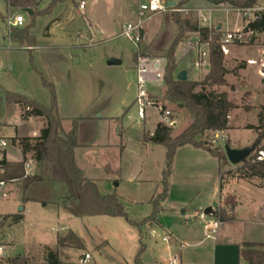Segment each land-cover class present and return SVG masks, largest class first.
Returning <instances> with one entry per match:
<instances>
[{"label":"rangeland","instance_id":"rangeland-1","mask_svg":"<svg viewBox=\"0 0 264 264\" xmlns=\"http://www.w3.org/2000/svg\"><path fill=\"white\" fill-rule=\"evenodd\" d=\"M53 1L30 0V4L19 10L16 6H8L7 0H0V12L5 17V20H0V45L6 30L7 36L9 35V27H6L9 19L7 17L14 18L18 13L25 18V28L32 25L30 34L37 40L34 50L13 42L8 43L5 48L0 47V132L9 127L7 117L17 111L16 105H9L6 102L4 91L21 94L50 106L52 103L50 85L54 87L58 106L60 104L63 113L74 119L89 116L94 109L100 110L95 117L100 115L117 117L118 121L115 123H104L98 119L97 123L80 125L82 128L79 130V138L82 144L97 141L112 153L113 160L110 166L105 170L101 169L100 173L93 174L98 178H104L105 174L116 176L112 177L114 178L112 182L110 180L103 182L99 188L100 193L106 195L107 188H111L114 192L112 194H117L125 206L128 218L135 222L143 221L153 213L152 198L163 190L167 150L162 145L155 146L153 150L145 148L141 144L140 136L145 131L153 130L167 110L177 122V127L173 128V137L186 130L192 120L186 109L163 100L167 90L163 78L155 80L151 75L147 90L153 107L146 109L145 125V121L138 115L140 76L134 54L139 51L147 55L145 58L150 62L159 60L161 63L163 59L159 58V55L171 47L179 32L174 20L176 15L196 21L201 28L209 27L214 32L220 31L221 36L223 31L242 30L246 22V18L240 12L242 8L222 3L225 5L221 7L224 9L222 10L219 6L222 4L215 0L216 6L218 5L221 10L212 11L208 10V6L213 0H189L191 6L200 9L198 12L185 6L188 3L178 6L182 1L178 0L180 2L176 8L181 12L168 11L153 18L146 31L149 33V26L152 25L151 36L136 49L132 42L120 37L121 27L127 20L123 11V3L126 0H86L85 10L79 9V4L83 0H67L56 5ZM263 3V0L259 1V4ZM95 25L105 29L102 37H97ZM217 26H221L223 31L218 30ZM198 40L197 34L187 32L177 47L176 56L179 68L187 67L192 79L201 82L208 74L209 66L196 69L194 63L197 51L189 46ZM230 49L245 54L231 55ZM260 50H264V33H259L250 44L232 45L229 53L224 54L223 66L228 72L226 80L229 84L208 88V91L228 93L229 99L238 108L230 114L228 134L208 133L201 139L207 147L221 148L224 151V146L229 144L232 148L237 146L244 149L251 148L256 141V131L248 127L259 125V113L264 106V79L259 74L263 58L259 55ZM111 59H116L121 64L110 66L108 62ZM254 60L258 64L250 65L249 61ZM165 63V61L161 63L162 75ZM73 118L65 124L66 130L73 129ZM29 131L32 134L33 131L30 129ZM1 138L0 136V140ZM8 142V152L12 158L20 159L21 153L15 149L20 145L13 144L12 140ZM122 142L127 149L120 160L117 152L120 151ZM118 144L117 151L112 146ZM100 153L103 159H107L104 153L109 152ZM218 163L217 159L203 149L192 146L178 149L172 165L168 198L162 203L163 209L158 214L159 226L162 227L157 226L154 229L155 235L152 228L145 227L144 235L141 236L124 218H93L87 220L90 222L87 223L89 231L81 223L77 227L79 235L86 241V250L59 249L58 246L51 250L59 251L62 264H80V260L87 253L92 255L91 264H134L142 241L160 260H169L171 255L169 244L163 242V237L170 233L177 238L189 237L188 229L195 226L198 221L192 217L193 209L209 208L211 206L208 204L211 202L213 206L217 204V201H212L210 197L214 183L220 178L219 168L222 172L226 168L224 164ZM119 164L121 169L118 167L116 171ZM225 164L233 167L230 162ZM50 167L47 165L46 169ZM30 170L31 175L39 171V177L44 181L31 186L29 190L40 193L35 195L36 197L44 199L49 204L53 203L54 199L48 193L55 190V188L50 190L55 184L49 181V173L36 168ZM119 178L124 181L121 187H116ZM6 192L8 197L0 199V214L16 212L23 206L20 182L8 183ZM242 194L243 210L264 205V191H249ZM29 196L34 198L32 194ZM57 203L56 205L61 204L59 201ZM231 204V200L228 199L225 205L230 207ZM50 205L49 209L52 207ZM43 207L42 204L31 205L33 218L30 217L21 227V232L15 237L17 239L15 244L5 252L0 264H7L5 262L9 257L6 255L19 256L25 253L32 254L28 255L29 257L23 256L29 264H46L47 247L38 244L52 246L54 233L53 219L47 215V210ZM218 207L222 208L221 205ZM185 210L187 213H184ZM205 210L203 209V212ZM36 219L39 221L42 219V224L37 223ZM2 221L1 218L0 244L4 246L11 241L14 229L8 220ZM71 250H75L76 253H69Z\"/></svg>","mask_w":264,"mask_h":264},{"label":"trees","instance_id":"trees-1","mask_svg":"<svg viewBox=\"0 0 264 264\" xmlns=\"http://www.w3.org/2000/svg\"><path fill=\"white\" fill-rule=\"evenodd\" d=\"M67 0H54L53 4H62ZM74 1V0H70ZM260 0H219L218 4L227 3L235 8H253L259 4ZM189 0H182L178 6H184ZM11 6L25 8L30 4V0H9ZM0 20L5 17L0 13ZM175 23L178 27V35L171 47L159 55V58L165 60L163 81L166 85L164 101L177 105L181 109H186L191 117V124L186 130L178 136L173 137L174 129L166 126L164 123H158L155 132L152 135L145 136V142L162 145L166 148V168L163 171V190L151 200L153 213L143 221H131L125 206L117 194L103 195L99 191L97 181L85 178L83 171L78 167L75 161V149L78 143V121L73 120V129L66 133L63 129L64 119L59 114L56 93L53 86H49L52 92V103L50 106L31 99L27 96L4 91L6 102L9 105H18L22 110V119L24 121L31 117L42 118L45 126L37 138H14L13 144L17 142L20 145L23 160L20 162H11L6 156L0 161V182L13 183L20 182L23 193V201H28L25 197L26 192L33 185L39 184L44 180L38 175L27 174V164L30 160L38 165H50V182L64 184L68 191V196L72 201L70 210L76 217H95L108 216L113 218H124L132 227L136 228L140 235H144L145 227L153 228L159 226L158 214L162 211V203L168 198L169 180L172 175V165L178 149L185 146H192L197 149H203L216 158L220 164L229 162L225 151L221 148L212 149L206 146L201 139L208 133H219L230 130V114L238 106L229 99L228 93H215L208 91V88L223 87L229 83L226 80L228 72L223 66L224 53L220 49V41L223 38L220 31L210 30L208 27L201 28L196 21L183 19L175 16ZM32 25L26 28H9L7 36L10 42L22 46L33 48L37 45L36 38L30 34ZM246 31L264 33V13L260 14L255 21L249 22L245 26ZM189 33L197 34L200 41L209 45L210 61L209 72L201 82L180 81L177 79L179 60L176 56L178 45L181 43L184 35ZM141 57L147 55L137 51L134 54V61L138 65ZM200 88V90H198ZM254 129L257 133V139L251 148L257 147L264 141V106L259 113V125L248 127ZM229 145V144H227ZM32 155L31 158L28 155ZM240 178H259L264 180V163L254 162L249 157L238 169ZM47 203H43L46 206ZM233 210L227 207L216 208L213 210V217L222 223L233 220ZM1 218V217H0ZM13 218L14 223L21 222L22 218L18 216L2 217V222ZM59 249H76L84 251L86 245L82 238L74 232L69 231L58 237ZM47 264H62L59 251H53L45 248ZM147 252V246L140 241L139 250L134 258V264H146L142 256ZM240 256L247 264H264V243H244L240 246ZM7 264H29L26 257L19 256L8 258ZM161 264V263H155Z\"/></svg>","mask_w":264,"mask_h":264},{"label":"crops","instance_id":"crops-1","mask_svg":"<svg viewBox=\"0 0 264 264\" xmlns=\"http://www.w3.org/2000/svg\"><path fill=\"white\" fill-rule=\"evenodd\" d=\"M84 1L87 4V1L86 0ZM161 1L167 3V5H173V6L177 5L180 2L178 0L177 1L176 0H161ZM7 3H8V6H11L9 3V0H7ZM134 3H135V0H126L123 3L124 16L127 19L125 23L133 19L132 12H133ZM185 6L189 7L190 10L192 11L199 12L200 10L199 8L191 6L189 3ZM219 6L220 8L222 6L225 7V5L223 4ZM215 7L217 8L218 5L216 6L215 0H213L212 3L211 2L209 3L208 10L215 11V10L222 9V8L219 9V7L216 9ZM18 9L21 10V7H18ZM225 10H230V9H225ZM29 13H31V11H29ZM17 15H22V14L18 13ZM7 18L11 19L9 16ZM8 20H7V23H8ZM246 25L247 23L245 22V24L243 25V28H245ZM95 28H96V31L100 30L102 32V36L105 34V29L103 27H100L99 25H95ZM151 29H152V25L149 26V29H148L149 33H147V38L148 36H151L150 34ZM176 29H177V25H176ZM217 29L223 31L221 26H217ZM223 32L226 33L229 31H226V32L223 31ZM8 43H10V41L7 39V30H6V33L2 37L0 47L2 48L7 47ZM29 50H34V48H29ZM238 53L245 54L242 52H238L236 50L232 51V49H230L231 55H237ZM226 59L228 60V57ZM164 61L165 60H161V63ZM187 66H188V62H187ZM181 71H187L188 79L192 81H198V80L192 79L191 73L188 71L187 67L179 68L178 73ZM16 110L17 111L14 112L13 115L9 116L10 118L7 117V120L9 119L7 123L9 127L6 130L4 129L0 132V136L2 137L1 139H4V140L8 139V141L9 140L11 141L14 138L21 139V138L39 137L41 134V131L43 130L45 126L44 119L31 117L28 120L24 121L22 119L21 107L16 105ZM99 111H100L99 109L97 110L94 109L92 112L93 114L91 113L89 116L88 115L81 116L80 118L81 120L78 121L77 132H78L79 146L75 149V161L78 167L83 171L85 178L89 180L97 181L98 187L100 188V186L103 184L104 181L108 182L110 180L112 182L114 181V178L112 177H116V176L111 177L107 174L103 176L104 178H98L96 176H93L94 173H97V172L100 173L101 169L105 170L110 166V163L113 160L111 158L112 153H110L108 148L106 149L102 144H100L97 141H93V143H90V144H82L79 138L80 137L79 136L80 127L83 126L84 124H94L95 122L97 123L98 119H100L104 123H115L116 121H118V118L113 117V116L103 117L102 115H100L98 117H95V115ZM146 113H147V110H146ZM146 113H145V118L143 119V121H145V125H146V120H147ZM59 114L64 119L63 121L64 131L66 133L70 132L69 130L65 129V124L68 123L70 119H72L73 117L68 116L67 114L63 113V107H61L60 104H59ZM160 122H162L161 119L156 123V127L158 123ZM156 127H154L153 130L145 131L144 134L140 136L141 144L144 145L145 148L149 150H153L154 147L157 145L145 142L144 135H152L155 132ZM29 129L33 131L32 134H30ZM228 131L223 132V135H226ZM17 144L19 143L17 142ZM120 145H121L120 151L117 150L119 148V144L112 146V147H114L118 151L117 153L119 154V158L121 157L120 158L121 160L125 149H127V146H124L123 142ZM15 149L21 153L20 159H13L11 156V153L8 152V149L5 152V156L11 162H20L23 160V154H22L21 148L19 146L18 148H15ZM234 149H240V147L235 146ZM95 151H97V153H94ZM103 151L109 152L106 154L104 153V156H106L107 159L102 158L101 156L102 153L100 152H103ZM31 156L32 155L30 154L28 155V157H31ZM92 156H94L95 158ZM29 163L32 166L31 168H36V170H40V171L44 170L45 172L49 173V176L51 175V167L46 169L47 165L46 166L44 165L45 167L43 168V166L38 165L32 160H30ZM231 165L233 167H229L228 165L225 164L226 168L224 172H222L221 168H219L218 175H220V178H218L219 179L218 182L214 183V187L212 189L213 191L210 197L212 201L216 200L217 204L213 206L212 205L213 202H211L208 205L211 206L212 209H215L219 205H221L222 207L224 206L227 207V205H225L226 201L230 199L232 204L230 207H227V209L233 210L232 212L233 220L229 222H224V223L221 222L222 225L217 230L216 234L213 235L212 238H207V232L205 231L204 226L205 224H207L208 222H211L215 218L212 215L206 216L204 214L203 209H207L205 207L204 208L200 207L197 210L193 209L192 217H194L198 221L195 226L188 229L187 232L190 235L189 237L186 236V238L185 237L177 238L173 233H170V235H166V236H169L170 238L169 242H165L169 244L168 249L171 253L169 260L167 261L160 260L157 256H155L154 252L150 251L149 248L147 247V251L151 253L156 263L173 264V261L177 259L178 261L176 264H247L245 261L241 259L240 246L244 243H258V244L264 243V205L255 206V207L252 206L247 211L243 210L244 208H242L243 196H244L242 192L264 191V180L259 179V178H251V179L240 178L238 172L235 170H238L242 164L240 165L231 164ZM120 166L121 164L117 166L116 171L118 170V167L120 168ZM35 175L40 176V172L38 171L37 173H35ZM118 180L119 181L116 183L115 186L121 187L124 180L120 178ZM135 181H138V179L137 180L135 179ZM54 184L55 185L51 187L50 190H53L54 188L55 190L49 191L48 193L50 197L54 199L53 200L54 202L50 203L51 205L44 199L35 196L40 193L38 192L33 193L32 190H28L25 195L28 201H23V198H22L23 206L20 209H18L16 212H11V213L8 212V213L0 214L1 218L6 217V216H12V217L18 216L22 218L21 222L19 223H14L13 218L8 219L9 224H12V229H14V235L11 241L8 242V245H4L5 252L9 248H11L12 245L15 244L16 242L15 237L17 234H19V232H21V227L27 222V220L30 217L33 218L32 217L33 211H32L31 205L32 204H42L43 205L44 202L47 203V205L44 206L43 208L47 210V213H48L47 215L53 219L52 232L54 233V243L53 245L51 244L53 248L52 246H48L47 244H43V243H40L38 245H42L43 247L46 246L47 248H50V249H55L58 246V237L60 235L66 234L69 231H72L76 235H78L80 238L83 239L86 245V248H87L86 241L78 233V230H77L78 224L81 223V225H84L85 229L89 231V227L87 223L90 224V222L87 220H91L93 218H105L108 216H95V217H82V218L74 216L70 210V204L72 205V201L70 200V197L68 196V191L66 190L65 185L56 184V183ZM107 191L108 192L106 195L114 193L112 192L111 188H107ZM29 194H32L34 198L30 197ZM57 201H59L61 204L56 205L58 204ZM49 205L52 206L50 207V209H49ZM184 213H187V210H185ZM36 221L37 223L42 224L41 222L42 219L40 221L36 219ZM159 227H162V226H158V228ZM156 228L157 226L155 228H152V233L154 235H155L154 229ZM71 252L72 254L76 253L75 250H71L69 253ZM30 254L31 253H25L19 256L29 257L28 255ZM87 255L89 256V259L85 261ZM6 256L9 258L19 257V256H11V255H6ZM91 260H92V255L87 253L83 257V259L80 260V264H91L90 263Z\"/></svg>","mask_w":264,"mask_h":264},{"label":"built area","instance_id":"built-area-1","mask_svg":"<svg viewBox=\"0 0 264 264\" xmlns=\"http://www.w3.org/2000/svg\"><path fill=\"white\" fill-rule=\"evenodd\" d=\"M86 2L83 0L79 4L80 10L86 9ZM181 12L180 9L176 8V5H167V3L161 0H135L133 6V19L126 22L122 26L120 37L126 38L132 42L136 49H139V46L143 44L147 38V27L154 17L160 15L164 12ZM240 12L243 13L244 18H246V23L255 21L260 14L264 13V4H258L253 8H244ZM206 22V21H204ZM7 26L9 28H24L26 26L25 18L23 15H16L14 18L8 20ZM259 33L254 31H246L245 28L242 30L229 31L224 33L223 38L220 41L221 51L227 55L229 53V47L232 45H247L250 44ZM190 48L197 51V57L194 63L196 69L209 66L210 61V51L209 45L203 43L200 39L194 43H190ZM207 48V49H205ZM259 55L263 56L261 60V68L259 74L264 79V50H260ZM250 65L256 66L258 62L249 61ZM162 66L160 61L150 62L149 59L141 57L138 63V74L140 76L139 82V96L137 100L138 105V115L141 120L145 118L146 109L153 107L152 102L149 99V94L147 90V83L150 82L149 78L152 75L155 80H162ZM148 76V77H147ZM147 77V78H146ZM148 79V80H147ZM163 109L161 108V111ZM162 123L170 128L177 127V122L172 118V113L170 111H164L162 117ZM223 133V132H219ZM9 147V142L7 140H0V161L4 159L5 152ZM254 162L264 163V143H260L257 147H254L252 154L250 155ZM31 164H27L28 172L27 174L31 175ZM8 183L0 182V199L7 198L6 186ZM221 221L214 219L211 222L205 224L204 229L207 232V238H212L216 234L217 230L221 226ZM164 242H169V236L163 238ZM5 256V247L0 244V260ZM89 259V256H86L85 261ZM177 259L173 261V264L177 263Z\"/></svg>","mask_w":264,"mask_h":264},{"label":"water","instance_id":"water-1","mask_svg":"<svg viewBox=\"0 0 264 264\" xmlns=\"http://www.w3.org/2000/svg\"><path fill=\"white\" fill-rule=\"evenodd\" d=\"M30 15H31V13H30ZM101 36H102V32L100 30H97V37H101ZM119 64H121V62L116 60V59H111L108 62V65H110V66L119 65ZM187 74H188L187 71H181L178 73L177 79L180 81H187L188 80ZM253 150H254V147L253 148H244V149H234L230 145L224 146V151H225V154L227 156V159L233 165H240V164L244 163L250 157ZM204 214L206 216L213 215V209L211 207L207 208L204 211ZM142 260L146 264H155L156 263L155 259L152 257V255L149 251H147L142 256Z\"/></svg>","mask_w":264,"mask_h":264}]
</instances>
